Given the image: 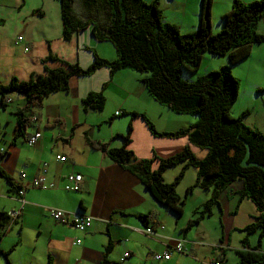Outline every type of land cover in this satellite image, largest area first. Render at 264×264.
Masks as SVG:
<instances>
[{"label": "crops", "instance_id": "0c3cea01", "mask_svg": "<svg viewBox=\"0 0 264 264\" xmlns=\"http://www.w3.org/2000/svg\"><path fill=\"white\" fill-rule=\"evenodd\" d=\"M158 2L161 4L160 0ZM44 6L51 12L52 21L43 28L41 38H35L24 28L22 37L18 36L21 42L17 41L18 37L7 39L0 24V84L5 85L12 78L26 81L32 75H41L44 66L58 68L56 63L44 65L41 62L49 53L67 63H77L81 68L93 62L85 47L96 51L103 59H116L114 49L104 45L107 42H96L91 35V40L86 42L80 40L79 34L70 41H63L59 4L54 0L49 3L41 0L36 8L42 12ZM183 9L186 10V6ZM195 18L181 19L188 33L195 30ZM140 78L129 70L118 71L110 77L104 68L87 78H71L67 92L50 94L41 106L30 107V123L23 137L15 138L14 134L15 113L25 105L24 98L15 95L19 103L11 108L15 98L12 96L7 107L0 108V170L4 175L0 176V214L6 216L19 211L21 202L15 191L19 187L25 189L19 216L6 220L5 225H1L5 220H0V264H210L212 260L219 264H238L234 250L240 249L245 236L240 230L251 224L257 215L252 203L240 198V182L224 189L219 194L218 205L211 208V215L186 231L188 222L196 217L194 212L210 197L208 191L198 188L190 194L185 192L195 182V169H186L175 191L184 204L189 203L195 193L202 195L203 203L198 207L191 205L193 211L189 215H186V204L183 205L182 215L178 217L157 203L134 176L87 145L88 139L108 144L109 148L121 147L123 140L116 136L126 135L130 123L132 131L127 148L137 160H153L152 169L158 165L155 157L168 158L187 146L197 159L204 157L205 152L190 146L186 137H154L141 118L130 117L128 113L132 112L145 116L157 132H175L192 126L198 119L197 116L175 115L157 104ZM105 83L107 86L102 90ZM99 91L105 98L100 114L110 109L107 116H96L97 111H85L82 106V99L88 93ZM244 123L248 125L246 120ZM248 126L264 134V123L261 128L252 123ZM35 131H40L41 138L28 147L26 139ZM58 155L66 161L58 163L55 159ZM43 167L46 189L30 187ZM181 167L175 166L169 173L165 171L163 181L172 183ZM70 173L82 178L76 192L64 190L66 176ZM50 210L63 211L68 221L54 222L49 217ZM79 214L92 218L90 228L84 232L70 225V220ZM143 215L147 216L145 222L138 218ZM148 227L154 228L155 235L144 233ZM177 242H182L185 253H174L168 261L153 260L152 255L162 253ZM248 242L250 247L264 253V242L259 243L258 232L251 234ZM2 252L7 253L6 260Z\"/></svg>", "mask_w": 264, "mask_h": 264}, {"label": "trees", "instance_id": "16d2710c", "mask_svg": "<svg viewBox=\"0 0 264 264\" xmlns=\"http://www.w3.org/2000/svg\"><path fill=\"white\" fill-rule=\"evenodd\" d=\"M57 1L63 41H70L90 25L93 40L109 43L116 59H103L96 51L86 48L93 62L81 68L77 63H67L49 53L41 62L44 65L56 63L58 68L44 66L41 75H32L26 81L12 78L7 84H0L1 109L7 107L12 95L25 100V105L15 113V138L23 137L29 126L30 107L41 106L50 94L67 92L71 78H87L103 68L109 71L110 77L121 70L137 73L153 101L175 115L197 116L198 119L192 126L175 132H157L145 116L132 112L128 113L130 117L141 118L154 137H186L190 146L205 152L204 157L197 159L187 146L168 158L155 157L158 165L152 169L153 160H137L127 148L132 131L130 123L126 135L116 136L123 140L121 147L109 148L108 144L88 139L87 145L134 176L157 203L178 217L182 215L184 201L179 199L175 186L183 179L186 169H195V182L185 192L190 194L198 188L208 191L210 197L194 212L196 217L188 222L186 231L211 215V208L218 205L219 194L224 189L240 182V198L251 202L257 215L251 224L240 230L245 236L234 254L238 264H264V253L250 247L248 242V237L255 232H258L259 243L264 242V134L244 125L247 111L238 117L230 115L238 95V82L231 75L230 67L250 56L253 45L264 43V36L256 32L259 21L264 19V0L249 4L233 0L230 10L221 17L223 25L217 34L211 32L213 0H201L198 28L185 35L180 34L178 27L164 22L158 0L150 4L143 0ZM78 14L85 16L86 21ZM206 53L226 57L230 67L223 66L191 83L184 81L182 71H197ZM106 86L103 84L101 89ZM257 92L264 94V87ZM104 105L102 91L90 92L82 99L85 111L101 112ZM178 165L182 167L174 181L165 183L164 172ZM0 176H4L1 170ZM138 218L145 222L147 216ZM2 219L5 221L1 225H5L8 217L0 214ZM1 254L6 260L7 253Z\"/></svg>", "mask_w": 264, "mask_h": 264}, {"label": "rangeland", "instance_id": "374dc122", "mask_svg": "<svg viewBox=\"0 0 264 264\" xmlns=\"http://www.w3.org/2000/svg\"><path fill=\"white\" fill-rule=\"evenodd\" d=\"M45 1L49 3V1L52 0ZM54 1L59 4L57 0ZM143 1H145V3L147 4L153 2V0L152 2H146L149 0ZM160 1L161 4L158 2V7L162 11L164 22L174 25L176 27H179V24L180 34H190L187 32V28H183V26L181 25V19L183 17H187L188 19L196 17L195 22H193V28L195 30L198 28L201 0ZM232 1L233 0H213L211 9L212 34H217L221 30L223 25L221 17L230 10ZM255 1L259 0H241V2L244 4H249ZM40 3L41 0H0V24L1 28H3L1 29L3 31V36L7 39L16 38L18 36L22 37L21 31L26 28L31 33H33L35 38H41V36L43 35V28L47 25V23H50L52 21V14L49 9L45 8V6L43 8L44 13L42 14L43 11L41 12L40 8H36L38 5H40ZM184 6H186L187 8L186 10L183 9ZM78 15L82 21H86L85 16H82L81 14ZM195 30L193 32H195ZM256 32L264 36V19L259 21L256 28ZM77 34L80 35L81 41L86 42V40H91L90 25H88L83 31ZM84 36L85 39H83ZM104 45L109 46V48L113 50L112 46L109 43H105ZM253 47L254 48L253 51L251 50L250 56L233 65L232 67L229 66L226 57H218L206 53L202 57L201 64L198 70L194 73L182 71V79L191 83L195 81L198 77L214 71H219L223 66L227 65V67H230L231 75L238 82V95L230 109V115L232 117H238L239 115H241V113L247 111L248 115L243 118V123L244 120H246V123L248 125H251L252 123V125L255 124L259 128H261L264 123V94L258 93L257 90L259 88L264 87V43L253 45ZM86 48L88 47L84 48L85 51L89 52ZM223 63L226 64L223 65ZM18 97L15 96V98L13 99V104L11 105V108L16 107V104L19 103L17 99ZM109 113L110 109H105L103 113L100 114V112H97L95 114L96 116H107ZM244 125L252 129L245 123ZM172 170L173 167L168 169L167 173L172 172ZM196 194L197 193H195V195L191 197L189 203H185V208L187 209L186 215H189V213L193 211V206L198 207L201 203H203L201 201V199H203L201 198L202 195ZM183 208L184 206L182 207V209ZM9 224H11V222Z\"/></svg>", "mask_w": 264, "mask_h": 264}, {"label": "built area", "instance_id": "2783aa9c", "mask_svg": "<svg viewBox=\"0 0 264 264\" xmlns=\"http://www.w3.org/2000/svg\"><path fill=\"white\" fill-rule=\"evenodd\" d=\"M17 41L21 42L22 38L18 37ZM40 138H41L40 131H35L32 135L28 136V138L26 139V145L28 147H31ZM55 159L58 163H63L66 161L65 157L59 156V155L56 156ZM45 172H46L45 168L43 167L41 170V175L31 181L30 187H33L36 189H46V187L43 185V181H44L43 177H44ZM21 177L23 178L24 175L22 174ZM81 180H82V178L79 174L70 173L69 175L66 176V185L64 187V190L67 192L78 191ZM49 187L52 188L53 185H51ZM24 191H25V189L22 187L21 188L19 187L16 190V196H17L18 200L21 202V207H20L19 211H17V212L7 213V217L10 221L17 218L23 209L24 201L22 200V197L24 195ZM49 217L56 223L65 222L66 220L68 221L67 214L64 213L63 211H60V210H50ZM91 224H92V218L89 216H86V215H82V214L76 215V216H74V218H72L70 220V225L75 230H77L78 232L86 231L87 229L90 228ZM160 228L163 229L161 226H160ZM144 233L148 236L155 235L153 227L146 228ZM0 238H1V235H0ZM79 243H80V241L77 240L76 244H79ZM174 253H178V254L185 253L182 242H177L174 245L167 247L166 250H164L162 253L152 255V258L156 262L168 261V260H170L172 254H174ZM124 256L127 257L128 255L125 254ZM210 264H219V262L217 260H212L210 262Z\"/></svg>", "mask_w": 264, "mask_h": 264}]
</instances>
